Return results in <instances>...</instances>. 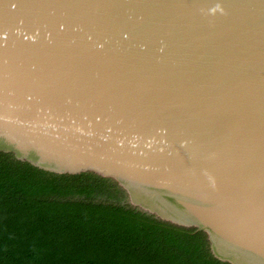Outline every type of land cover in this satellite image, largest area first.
Listing matches in <instances>:
<instances>
[{
    "label": "water",
    "instance_id": "obj_1",
    "mask_svg": "<svg viewBox=\"0 0 264 264\" xmlns=\"http://www.w3.org/2000/svg\"><path fill=\"white\" fill-rule=\"evenodd\" d=\"M0 153L264 264V0H0Z\"/></svg>",
    "mask_w": 264,
    "mask_h": 264
},
{
    "label": "trees",
    "instance_id": "obj_2",
    "mask_svg": "<svg viewBox=\"0 0 264 264\" xmlns=\"http://www.w3.org/2000/svg\"><path fill=\"white\" fill-rule=\"evenodd\" d=\"M0 264L229 263L205 233L123 204L107 182L55 177L0 153Z\"/></svg>",
    "mask_w": 264,
    "mask_h": 264
},
{
    "label": "rangeland",
    "instance_id": "obj_3",
    "mask_svg": "<svg viewBox=\"0 0 264 264\" xmlns=\"http://www.w3.org/2000/svg\"><path fill=\"white\" fill-rule=\"evenodd\" d=\"M109 198H107V196H100V197H98V199L97 200H108ZM110 201L111 202H114V200L113 199H110Z\"/></svg>",
    "mask_w": 264,
    "mask_h": 264
}]
</instances>
